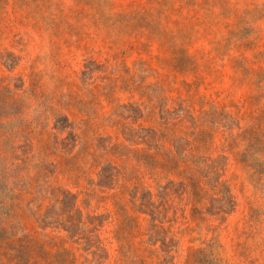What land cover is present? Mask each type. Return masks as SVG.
<instances>
[{
	"label": "rangeland",
	"instance_id": "374dc122",
	"mask_svg": "<svg viewBox=\"0 0 264 264\" xmlns=\"http://www.w3.org/2000/svg\"><path fill=\"white\" fill-rule=\"evenodd\" d=\"M0 264H264V0H0Z\"/></svg>",
	"mask_w": 264,
	"mask_h": 264
}]
</instances>
